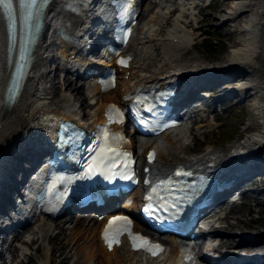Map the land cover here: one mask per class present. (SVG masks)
Here are the masks:
<instances>
[{"label": "bare ground", "instance_id": "1", "mask_svg": "<svg viewBox=\"0 0 264 264\" xmlns=\"http://www.w3.org/2000/svg\"><path fill=\"white\" fill-rule=\"evenodd\" d=\"M167 1L171 0H149L144 7L142 6L143 12L148 11L150 4H159L160 7H157L153 13L144 19L142 25L137 28L134 39L129 44L133 61L130 69L122 74L124 81L120 85L118 100L125 93L134 91L136 87L146 88L165 84L171 78H179L182 73L200 71L204 67L210 70L231 71L232 76H237V80L234 82L236 83L235 86L230 84L234 87L229 88L228 91L231 92L230 96L234 93V95L240 94L238 96L240 103L248 105L250 124L245 129L248 130V139L245 142L238 145H227L223 148L209 146L194 157L184 155L191 152L193 148L188 144V127L176 129L169 135H163L156 143L157 159L153 174L157 176L178 164H186L196 168L206 167L211 171H216V173L224 174L230 169L227 165H232L236 157L241 154L264 157V0H228L226 2L227 10L223 8L221 11V15H225L221 19V28H225L229 23H232L236 27L232 33L238 34L239 38L230 47L229 53L223 58L220 66L211 64V59L204 56L203 60L197 58L192 60L191 63L183 62V58L187 56L195 41V37H192L191 32L198 27L200 22L206 20L203 17L198 19L195 25L193 23L196 21L197 14L205 9L203 5H200L201 0H174L176 3L172 4V2L164 5ZM211 3L217 5L216 2L213 3L212 1ZM55 7L56 9L53 10V16L49 22L61 19L60 5L58 4ZM172 7L174 8L170 9ZM219 17L216 15L213 18L219 19ZM80 21L81 19L76 21L67 20L64 22V29L72 36L78 37L79 31L86 27L84 23L80 24ZM212 21L213 19L210 23ZM165 25L169 26L164 31ZM163 31L165 36L159 37L158 35ZM78 44L81 45V42H78ZM50 45L51 42L46 34L37 45L33 68L19 99L12 108L5 109L4 92L9 76L5 53V31L0 16V177L4 175L2 178L7 177L8 174L12 176V171L19 168V164L11 165V163L21 145H25V149L24 151L20 150L19 154L26 151L27 144L39 141L36 135L49 134L50 122L53 118L79 119L82 115H85L86 122L81 123V125H89L91 128L95 123L103 122L102 113L106 106L104 103L105 98L98 95L96 101H94L92 97L97 92V85L91 83L86 89L73 86L71 77L73 75L70 69L79 63L77 60L72 61L71 55L74 54L77 48L72 49L71 55H66L61 50L63 56L61 55L60 59V71L67 74L59 81V84L67 93L63 94L59 101L49 104L48 100L51 97V92H49L47 83L50 80L49 74L52 72L54 74V71L45 74L41 69L47 61L51 60L48 58L49 52H51L48 50ZM64 46L67 51L69 44ZM55 61V59H52V62ZM137 69H140L143 73L137 74ZM127 72H130V76L125 79L127 78ZM83 90L88 91L87 96L78 100L77 97L82 94ZM88 100L91 104L96 103L95 108L84 111L87 108ZM200 116L202 117V112H195V117ZM210 127L211 123L206 121H202L197 125L199 130H208ZM25 134L29 136L26 139ZM20 137L22 139L18 142ZM38 143L45 145V141ZM133 145L137 153L143 152V155L148 147L146 140L138 138L133 139ZM32 156L40 155L33 152ZM12 187L16 189V186L12 185L11 190ZM11 190L6 187L5 191L0 193V208L13 205ZM63 219L64 222L70 223L67 229L71 232L66 239L58 238V242L49 246V243L54 241L57 236V233L51 234L50 231L53 227L61 228V223L48 220L47 217H39L34 223V227L31 228V231L25 235L22 241L24 247L33 242L47 244L46 256L41 264H50L49 262L52 257H55V254L56 256L64 255L60 263L66 264H68L69 258H72L75 264H94V260L97 261V264H180L176 262L179 251L174 244L175 241L171 238L163 240L168 248L160 257L147 259L138 253L131 252L126 242L122 243L119 248H114L111 252L106 251L99 240L101 223L95 225L93 219L83 220L80 217L72 218L69 215ZM230 219L233 220H229L226 215L224 218L214 221V224H216L214 230L229 236L217 237L219 247L226 249L225 253L229 255L228 257L243 253L246 256H254L252 261L264 258V238L257 236V241L241 238L240 234L242 235V232L239 231L240 226L237 217H231ZM88 222H92L94 225L85 226ZM217 224H219L218 228ZM136 227L140 230L143 229L139 223H136ZM21 233V231L17 232L16 239L19 238ZM178 233L183 235L186 232L180 230ZM231 234H235L234 236L239 237V239L232 238ZM20 245L23 246L21 243ZM239 246L243 247L238 248ZM65 248L72 249L73 255L71 257L68 256V253L64 250ZM10 249L11 252H14L15 246L10 245ZM20 252L22 255L24 254L23 251ZM261 254L262 256L258 258ZM228 259L227 261L230 264H241V262H235V258L233 260ZM258 262L253 263L258 264ZM260 264H264V262Z\"/></svg>", "mask_w": 264, "mask_h": 264}, {"label": "rangeland", "instance_id": "2", "mask_svg": "<svg viewBox=\"0 0 264 264\" xmlns=\"http://www.w3.org/2000/svg\"><path fill=\"white\" fill-rule=\"evenodd\" d=\"M207 1L208 0H202L201 5H204V2L207 3ZM214 2H216V6L212 4L210 7L205 8L197 15L196 20L203 17H205L206 20L204 22H200L198 24V29L191 32L192 37H195V41L193 42L192 48L189 49L187 56L183 58V62L191 63L192 60H196L197 58H201L200 60H203L204 56L205 58L211 59V64L220 66L222 65L223 58H225V56L229 53L230 47L233 46L239 38L238 34L232 33V31L236 28L232 23H229L225 28H221V19L225 17V15H221V11L223 8L227 10L226 2H228V0H213V3ZM155 7L156 6L152 5L151 9L141 16L142 22L149 14H151ZM213 15L220 17L219 19H216L213 18ZM212 19L213 21L210 23ZM193 23L195 25L196 21ZM168 26L169 25H165L164 29L167 30L166 27ZM227 33L229 34L228 36ZM163 35L165 34L163 33L160 37ZM49 69H51V66L46 65L45 69L42 70L47 71ZM49 76L50 80L47 83V86H49L51 97L48 102H50L49 104H52V102L59 101L63 94H66L67 92L64 91L62 85L59 84V81L62 79L60 73L55 72L53 74L52 72ZM73 86L76 88L79 87L77 82H73ZM84 96L85 95L83 93V95H79L77 99L81 100ZM105 98L106 102L107 100H111V97L105 96ZM235 101H237V99L225 101L220 109V112L210 114L206 117V121L212 124L208 130H198L197 125L190 127L188 143L193 146V148L191 149V152L184 154L186 157L197 156L209 146L223 148L227 145L241 144L248 139V130H245L250 124V111L248 105L245 103H237ZM93 108L94 105H89V107L85 110L87 111ZM83 119L86 120V116H83ZM254 189H256L254 190L256 192L247 191L245 194V204L241 207H237L235 210H232L228 214L227 218L229 220H233L230 218L237 217L240 226L239 231L242 232V235L246 234V236L264 237V211H262V209H264V190L260 191V187ZM55 222L62 223L61 220H56ZM62 225L63 227H53L50 231L51 234L57 233V236L54 238V241L49 243V246L58 242V238L64 240L68 237L71 231L67 229L64 224ZM65 225L67 226V223H65ZM91 225L92 224H89V226ZM31 228H33V225L24 231L21 236L27 235L31 231ZM221 235L229 237L227 234L222 232ZM234 235L235 234H231L230 236L234 239H239V237H235ZM25 247L20 249V251H23V255H21V252L19 253V249H17V255L14 263L17 264V262L21 261L20 264H41L46 256L47 244L33 242L28 244L26 248ZM242 247L243 246H240V248ZM64 250L68 253L69 257L73 255L71 248H65ZM63 256L64 255L56 256L55 254V257H52L49 263L66 264L60 263ZM93 263L97 264V261L94 260ZM68 264H75L72 258H69Z\"/></svg>", "mask_w": 264, "mask_h": 264}, {"label": "snow or ice", "instance_id": "3", "mask_svg": "<svg viewBox=\"0 0 264 264\" xmlns=\"http://www.w3.org/2000/svg\"><path fill=\"white\" fill-rule=\"evenodd\" d=\"M21 8L31 9L35 6L36 0H19ZM0 6L4 9L5 13L7 14V18L14 23V13H13V2L12 0H0ZM31 17V12H28L26 19ZM11 27V24L9 25ZM107 239V235H106ZM143 241L139 246L144 247L147 246L149 250L153 248L159 249L158 245H150L149 242L143 240V238H138ZM111 242H109V246H111ZM153 254L155 255L156 252L154 251Z\"/></svg>", "mask_w": 264, "mask_h": 264}]
</instances>
